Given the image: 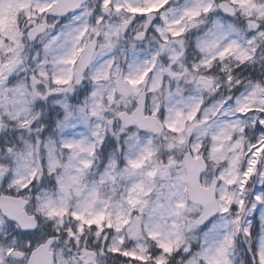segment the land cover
Here are the masks:
<instances>
[{"label":"snow or ice","instance_id":"6c2138e0","mask_svg":"<svg viewBox=\"0 0 264 264\" xmlns=\"http://www.w3.org/2000/svg\"><path fill=\"white\" fill-rule=\"evenodd\" d=\"M0 264H264V0H0Z\"/></svg>","mask_w":264,"mask_h":264}]
</instances>
